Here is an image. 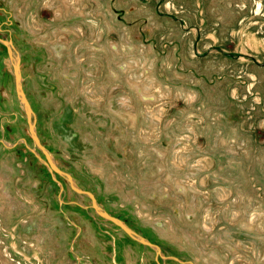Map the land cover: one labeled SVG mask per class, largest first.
I'll use <instances>...</instances> for the list:
<instances>
[{
  "label": "rangeland",
  "instance_id": "rangeland-1",
  "mask_svg": "<svg viewBox=\"0 0 264 264\" xmlns=\"http://www.w3.org/2000/svg\"><path fill=\"white\" fill-rule=\"evenodd\" d=\"M0 37L54 164L160 264H264V0H0ZM32 147L0 43V264H157Z\"/></svg>",
  "mask_w": 264,
  "mask_h": 264
},
{
  "label": "water",
  "instance_id": "water-1",
  "mask_svg": "<svg viewBox=\"0 0 264 264\" xmlns=\"http://www.w3.org/2000/svg\"><path fill=\"white\" fill-rule=\"evenodd\" d=\"M0 43H2L3 46H5L7 55L9 58V61L11 63L12 67V73L14 75V85H15V92L16 96L21 103L22 109L24 111V114L26 116V121L28 125V131L30 133V138L32 140V148L30 150L32 153L37 157L39 161H41L48 169V171L51 173L52 178H54V174L57 173L58 175L62 176L64 180L68 181L69 187L75 191L78 195H85L90 199V206L97 215H99L101 218L113 223L114 225L118 226L126 235H128L131 239L137 241L138 243L147 246L151 248L154 251V258L157 264H160L158 262V258L165 259L168 258V256H164L161 252V247L150 241L145 236L141 235L134 229H132L129 225L125 223L122 219H120L117 216H114L110 214L108 211L103 209L99 204L97 203L95 196L88 190L79 188L74 184V180L67 171L59 168L57 165L54 164L51 155L47 148L40 142L36 131H35V114L33 112V109L31 107V104L24 92L23 89V83H22V75H21V69H20V60L21 56L18 50L15 48L13 42L11 39L6 40L2 37H0ZM37 149L40 150L42 155H39L37 152ZM61 190L63 189L62 186H60ZM174 260L180 261L177 257H171ZM193 263V262H192Z\"/></svg>",
  "mask_w": 264,
  "mask_h": 264
},
{
  "label": "bare ground",
  "instance_id": "bare-ground-1",
  "mask_svg": "<svg viewBox=\"0 0 264 264\" xmlns=\"http://www.w3.org/2000/svg\"><path fill=\"white\" fill-rule=\"evenodd\" d=\"M56 35H58V33H57ZM20 69H21V67H20ZM74 182H75V181H74Z\"/></svg>",
  "mask_w": 264,
  "mask_h": 264
},
{
  "label": "crops",
  "instance_id": "crops-1",
  "mask_svg": "<svg viewBox=\"0 0 264 264\" xmlns=\"http://www.w3.org/2000/svg\"><path fill=\"white\" fill-rule=\"evenodd\" d=\"M88 238H89V236H88Z\"/></svg>",
  "mask_w": 264,
  "mask_h": 264
}]
</instances>
